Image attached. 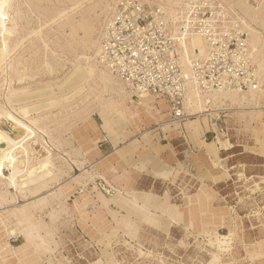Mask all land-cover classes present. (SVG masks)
Wrapping results in <instances>:
<instances>
[{
    "label": "rangeland",
    "instance_id": "obj_1",
    "mask_svg": "<svg viewBox=\"0 0 264 264\" xmlns=\"http://www.w3.org/2000/svg\"><path fill=\"white\" fill-rule=\"evenodd\" d=\"M3 9L0 129L15 137L6 114L33 110L28 119L60 152L41 182L16 191L0 179V264H264V0H6ZM132 24L144 51L132 68L166 79L190 28L212 26L217 52L204 68L222 63L236 91L192 88L200 97L188 93L185 122L164 97L146 95L145 106L102 68L108 35ZM190 43L182 67L204 46ZM27 143V155L14 154L19 170L48 156L41 134Z\"/></svg>",
    "mask_w": 264,
    "mask_h": 264
},
{
    "label": "built area",
    "instance_id": "obj_2",
    "mask_svg": "<svg viewBox=\"0 0 264 264\" xmlns=\"http://www.w3.org/2000/svg\"><path fill=\"white\" fill-rule=\"evenodd\" d=\"M134 25L129 26L130 30L108 35L103 46L104 56H102V62L113 74L133 87L138 95H151L156 98L164 97L168 99L172 117L175 121L185 122L187 120L185 100L192 88L204 93L222 92L230 89L236 91V79L233 75L228 77L222 63L219 61L216 63L211 62L212 73L204 68L207 59L213 58L217 52L212 26L210 28L202 27L200 32H195L191 24L192 28H190L188 36L203 38L204 52L200 53L198 51L196 59L190 64V68L187 66L182 67L181 61L178 62L175 58L169 59L167 65L168 77L166 79V77L154 72L141 76L132 68L135 60L144 52L136 43L138 27L136 26L135 29ZM119 41H121V44H119ZM170 54L173 57V51ZM143 62L144 60L140 61L142 65ZM186 67L189 69L187 73H185Z\"/></svg>",
    "mask_w": 264,
    "mask_h": 264
},
{
    "label": "bare ground",
    "instance_id": "obj_3",
    "mask_svg": "<svg viewBox=\"0 0 264 264\" xmlns=\"http://www.w3.org/2000/svg\"><path fill=\"white\" fill-rule=\"evenodd\" d=\"M6 1V0H5ZM5 1H1L2 4H0V35L2 33H4L2 36V38L4 39V42L6 43V40L9 39L8 38V31L6 29V26H4V18L7 15L5 10L3 9L4 5H5ZM6 9V8H5ZM7 23V22H6ZM9 30V29H8ZM8 35H5V34ZM10 33V32H9ZM12 34V33H11ZM13 36V35H12ZM193 39V40H192ZM203 40L201 37H192L190 41H192L194 46H198L199 42ZM190 41L184 42L181 44L182 49H183V55L181 56V63L185 64L186 63V57L189 55L188 54V50L190 49ZM199 41V42H198ZM3 42V43H4ZM8 42V41H7ZM188 47V50H187ZM191 50H195V52L199 51L200 53L204 52V46L201 43V47L199 44L198 48H191ZM6 53V47L2 48L0 50V55L3 56ZM187 60L189 62V57H187ZM99 63V62H97ZM101 63V62H100ZM96 65V64H95ZM101 65V64H100ZM187 65V64H186ZM94 66V65H93ZM103 65H101L102 67ZM97 67V66H96ZM106 67V66H105ZM102 67L108 74H110L113 77H117L115 74H113L110 69H108L107 67ZM188 67V65H187ZM185 68V73L189 72V67ZM95 68V67H94ZM99 70V69H97ZM99 72V71H98ZM101 72V71H100ZM101 76V75H100ZM110 78V77H109ZM119 80H121L119 77H117ZM116 78V79H117ZM102 79V78H101ZM8 80V79H7ZM106 81V80H105ZM109 83H113L116 86H120L122 91L124 93H126L124 90L125 88L118 83H116L115 80H111L108 79L107 80ZM122 81V80H121ZM106 83V82H105ZM104 83V84H105ZM122 83L124 85H127L125 82L122 81ZM112 84V85H113ZM109 87V86H108ZM106 88V87H105ZM7 89V88H6ZM112 89V86H111ZM116 91V90H115ZM199 92V91H198ZM232 92V91H230ZM120 94V93H119ZM200 97V92L197 93L196 91L193 92L191 91V93H189V99H191V97ZM74 96V95H72ZM68 98H70L68 96ZM76 98V97H74ZM139 98H140V102L142 104H144L145 106L147 105V96L146 95H140L139 94ZM4 100V99H3ZM23 101L26 100V98L22 99ZM11 101V100H10ZM14 101V100H13ZM21 101V99H20ZM19 102V101H17ZM16 102V103H17ZM22 102V101H21ZM20 102V103H21ZM54 102V101H53ZM56 102V101H55ZM54 102V103H55ZM58 102V101H57ZM15 102H12V104H14ZM18 104V103H17ZM47 104V103H45ZM51 104V103H50ZM48 103V105H50ZM53 104V103H52ZM56 104V103H55ZM42 105V104H41ZM43 106V105H42ZM41 106V107H42ZM53 106V105H50ZM40 107V106H39ZM54 107V106H53ZM56 107V106H55ZM187 107V106H186ZM186 107H185V111H186ZM34 108V107H33ZM50 107H48L47 109H49ZM19 109V108H18ZM30 109V108H29ZM36 109V108H35ZM44 109V107H43ZM42 109V110H43ZM21 113L23 114V116H21L18 113H7V117L12 121V123L14 124V128L18 131V134L15 137L10 136L8 133L2 131L0 129V146L5 145L6 148H3V153H1L2 155L0 156V179H6V181H8V183L10 184V186H12L13 188L16 189V191L19 190H23L24 188L35 184L36 182H41L43 180H45L48 175L52 174L53 171V152L59 153V148L53 143V138L51 137V135L48 133V131L44 130L43 128H40L38 126V123L40 122V120L37 119H28L29 114H33L31 111L33 110H29L28 109H22L20 110ZM46 111V110H45ZM13 112V111H12ZM38 113V111H37ZM40 134L43 136V140L47 143L48 146H46V151L48 156L46 158H44L43 160L39 161L38 165L35 167H32L31 169H29L28 171H24V170H19L17 167H15V163H16V155L14 156V154L20 152H24L27 155V149L26 147L28 146V136L32 135L33 137H35V139L39 138ZM35 142V141H34ZM71 164V163H70ZM72 165V164H71ZM5 167L9 168V170L11 171V174L9 177H5L2 170L5 169ZM76 171V170H75ZM79 172V171H78ZM26 178H22L25 177ZM21 192V191H20Z\"/></svg>",
    "mask_w": 264,
    "mask_h": 264
}]
</instances>
